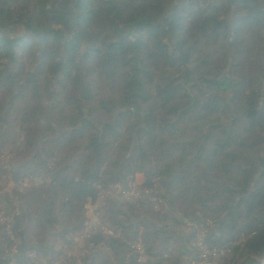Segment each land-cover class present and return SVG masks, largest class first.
<instances>
[{
    "label": "trees",
    "instance_id": "16d2710c",
    "mask_svg": "<svg viewBox=\"0 0 264 264\" xmlns=\"http://www.w3.org/2000/svg\"><path fill=\"white\" fill-rule=\"evenodd\" d=\"M12 115L35 160L8 167L3 151L20 145ZM136 176L140 195L164 204L105 201L119 238L99 231L83 264L101 245L116 264H155L171 244L179 255L160 264H191L198 249L169 235L190 220L205 245L232 250L228 264L262 263L264 0H0V205L13 212L0 264L21 250L19 233L52 263L86 204ZM15 264L37 263L24 253Z\"/></svg>",
    "mask_w": 264,
    "mask_h": 264
},
{
    "label": "built area",
    "instance_id": "2783aa9c",
    "mask_svg": "<svg viewBox=\"0 0 264 264\" xmlns=\"http://www.w3.org/2000/svg\"><path fill=\"white\" fill-rule=\"evenodd\" d=\"M12 190L10 192L6 191L8 194L13 195V193L20 194L25 188L29 187L28 182L11 184ZM140 186L136 182L130 184L128 188H113L108 192L100 193L98 195L96 202L89 201L85 206V223L80 232L72 234L69 238L72 246L69 249H65L62 255L56 257L54 261L50 264H83V259L94 250L93 238L95 235L102 232L105 239H117L118 235L114 234L111 224L108 221H103L101 215V210L105 206V201L114 202H125V201H138L147 199L149 205H153L154 209L158 211L159 206L164 204V202L157 197L156 193L152 194L147 191L142 192L140 195ZM17 199L15 206H17ZM2 206L0 205V225L4 228V231L11 236L12 235V213L5 215L2 212ZM62 247V246H61ZM191 247V246H190ZM134 248V247H132ZM101 249L105 251H110L104 245H101ZM195 249H198V259L201 263H205L209 260L221 259L223 257L231 256L232 250L230 248L224 247L221 249L213 248L210 245H205L204 241H199ZM237 251V250H236ZM20 253L17 252L16 248L12 249L11 258L12 262L10 264H15L16 257ZM143 251H139L141 256ZM27 257L32 262L37 264H49L46 260H43L39 255L35 253L28 252ZM11 260V259H10Z\"/></svg>",
    "mask_w": 264,
    "mask_h": 264
},
{
    "label": "rangeland",
    "instance_id": "374dc122",
    "mask_svg": "<svg viewBox=\"0 0 264 264\" xmlns=\"http://www.w3.org/2000/svg\"><path fill=\"white\" fill-rule=\"evenodd\" d=\"M107 95H108V93L105 92L104 96H107ZM21 112L23 113L24 109H21ZM18 117L19 116L16 117L15 115L11 116V120L13 121L12 123L15 126H17V128L15 129V132H14V139H15L16 144H11V146L15 147L16 145L20 144L19 149H18V153H12V151H9V150H4L2 153L3 164L5 166H8V167H10V166L13 167L15 164H17V165L18 164H25L31 160H35V155L31 154V151L29 153L28 152L26 153V149L23 146L25 134H26L28 127L27 126H23V127L20 126ZM17 165H15V166H17ZM137 177L138 176L135 177V182L139 185H142L144 183L143 176H140L138 178ZM5 178L9 179L10 176H6ZM0 185L2 186V189L6 186V184H4L3 182H0ZM11 190H12V187L9 185L7 187V191L10 192ZM1 192H0V194H1ZM156 195L157 196L161 195V192H159V193L157 192ZM194 223H195L194 220L184 221L183 225H182L183 227H180L178 229L172 227L171 228L172 231H171V233H169V235H171L172 233L175 232V233L179 234L180 236H183V238L184 237L187 238V240H189V242L187 244L188 247L191 246L190 248L195 249V247L197 246L199 241H204V231L203 232L200 231ZM158 224L160 226H163L160 223H158ZM160 228H163V227H160ZM141 232H142V230H141ZM193 232L196 233V237L193 239L192 238L189 239V237H187V236H189V234H191ZM175 239H177V237H175ZM50 240H51L50 242L52 243L55 240V238H51ZM56 243L57 244L60 243V245L62 244V242L60 240H56ZM134 249L136 250L137 253H139L140 250L143 251L142 254H144V258H143V260H141V262H145V260H148V257L146 256L147 246H144V245L140 246L138 244V245L134 246ZM25 253H28V252H25ZM100 253L102 256H99V258H97V260H95V261L93 260V263H91V264H103L102 261L100 260V258L102 260H104V262H106V264H116L117 263V259L115 258V255L111 253V251L102 250L101 252H98L96 254V256H98ZM178 255H179L178 245L177 244H171L169 246L168 250L165 252H161L160 257L154 258L153 262L155 264H160L162 262L164 263L168 260H173ZM197 255H198V253H192L191 254V257H190L191 261L189 260L191 262V264H203L199 261ZM194 260H196V261H194ZM230 260H231V257H227V259H225V260H223V259L209 260V261L205 262L204 264H228L230 262ZM237 264H242L241 259L238 261Z\"/></svg>",
    "mask_w": 264,
    "mask_h": 264
},
{
    "label": "water",
    "instance_id": "95a60500",
    "mask_svg": "<svg viewBox=\"0 0 264 264\" xmlns=\"http://www.w3.org/2000/svg\"><path fill=\"white\" fill-rule=\"evenodd\" d=\"M18 236L20 237V240H21V250H20L19 256L16 257V260H19L25 252L37 249L36 246H34L33 248L26 246V244L24 243V240H23V235L21 233H19ZM261 264H264V260L262 261Z\"/></svg>",
    "mask_w": 264,
    "mask_h": 264
},
{
    "label": "crops",
    "instance_id": "0c3cea01",
    "mask_svg": "<svg viewBox=\"0 0 264 264\" xmlns=\"http://www.w3.org/2000/svg\"><path fill=\"white\" fill-rule=\"evenodd\" d=\"M138 177H140V176H138ZM138 177H137V178H138ZM141 178H142V177H141Z\"/></svg>",
    "mask_w": 264,
    "mask_h": 264
}]
</instances>
